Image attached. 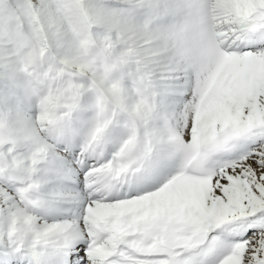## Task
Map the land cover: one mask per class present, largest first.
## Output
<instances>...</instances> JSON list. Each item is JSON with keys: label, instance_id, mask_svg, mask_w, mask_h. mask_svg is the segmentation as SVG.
<instances>
[{"label": "snow or ice", "instance_id": "obj_1", "mask_svg": "<svg viewBox=\"0 0 264 264\" xmlns=\"http://www.w3.org/2000/svg\"><path fill=\"white\" fill-rule=\"evenodd\" d=\"M0 264H264V0H0Z\"/></svg>", "mask_w": 264, "mask_h": 264}]
</instances>
